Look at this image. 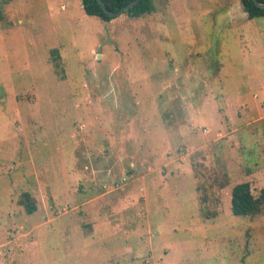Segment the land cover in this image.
I'll use <instances>...</instances> for the list:
<instances>
[{
	"label": "rangeland",
	"instance_id": "1",
	"mask_svg": "<svg viewBox=\"0 0 264 264\" xmlns=\"http://www.w3.org/2000/svg\"><path fill=\"white\" fill-rule=\"evenodd\" d=\"M152 4L0 0V264H264V17Z\"/></svg>",
	"mask_w": 264,
	"mask_h": 264
},
{
	"label": "trees",
	"instance_id": "2",
	"mask_svg": "<svg viewBox=\"0 0 264 264\" xmlns=\"http://www.w3.org/2000/svg\"><path fill=\"white\" fill-rule=\"evenodd\" d=\"M134 0H102L106 9L110 13L118 12ZM258 4L264 5V0H255ZM82 9L87 16L96 17L108 23L113 18L105 14L99 6L97 0H80ZM243 13L247 19L254 20L264 17V8L257 7L252 0H239ZM153 11L152 0H141L125 14L130 18H140ZM17 205L26 215H31L36 211L35 199L27 192L19 195ZM230 212L234 217H246L254 220L264 213V189L256 195L251 191L247 182L235 185L230 193ZM203 215V213H202ZM205 216V214H204Z\"/></svg>",
	"mask_w": 264,
	"mask_h": 264
},
{
	"label": "water",
	"instance_id": "3",
	"mask_svg": "<svg viewBox=\"0 0 264 264\" xmlns=\"http://www.w3.org/2000/svg\"><path fill=\"white\" fill-rule=\"evenodd\" d=\"M139 1H141V0H134L133 2H131L128 5H126L125 7L121 8L118 12L110 13L106 9V7H105L104 3L102 2V0H97L98 4L102 8L103 12L105 14H107L108 16H110L111 18H116V17H119V16L125 14L129 9L133 8ZM252 1L254 2V4L257 7L264 8V5L258 4L255 0H252Z\"/></svg>",
	"mask_w": 264,
	"mask_h": 264
},
{
	"label": "crops",
	"instance_id": "4",
	"mask_svg": "<svg viewBox=\"0 0 264 264\" xmlns=\"http://www.w3.org/2000/svg\"><path fill=\"white\" fill-rule=\"evenodd\" d=\"M239 4H240V2H239ZM242 10V9H241ZM245 14V13H244ZM246 15V14H245Z\"/></svg>",
	"mask_w": 264,
	"mask_h": 264
}]
</instances>
